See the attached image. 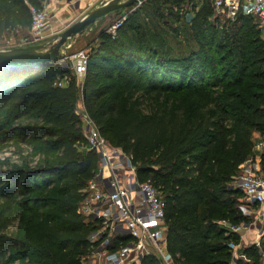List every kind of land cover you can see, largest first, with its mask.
Masks as SVG:
<instances>
[{
  "label": "trees",
  "instance_id": "16d2710c",
  "mask_svg": "<svg viewBox=\"0 0 264 264\" xmlns=\"http://www.w3.org/2000/svg\"><path fill=\"white\" fill-rule=\"evenodd\" d=\"M45 0H0V35L29 28L30 6ZM134 4V3H133ZM112 37L101 28L78 85L57 62L0 63V264H80L93 226L77 207L99 157L87 147L75 111L83 105L111 144L133 154L141 179L165 200L167 248L177 264H252L234 256L233 233L215 222L242 216L229 174L264 134V37L240 9L229 31L209 0H144ZM181 20L187 46L173 44ZM129 22L132 35H118ZM109 25H107L108 27ZM70 71L65 85L57 79ZM262 158L264 152L261 153ZM257 264L254 244L239 250ZM141 264H160L146 254Z\"/></svg>",
  "mask_w": 264,
  "mask_h": 264
},
{
  "label": "built area",
  "instance_id": "2783aa9c",
  "mask_svg": "<svg viewBox=\"0 0 264 264\" xmlns=\"http://www.w3.org/2000/svg\"><path fill=\"white\" fill-rule=\"evenodd\" d=\"M209 1L213 15L229 21L235 19L243 8L252 13L264 29V0ZM30 12V31L37 34L44 28L47 10L44 6H30ZM124 17L108 27L112 37ZM87 60L88 51L84 48L71 53V73L82 76ZM69 79V74L64 73L57 79V84L65 85ZM79 106L81 110L75 108V111L82 119L87 147L95 150L99 157L97 169L88 179L86 193L77 207L86 223L93 226L88 234L90 250L81 256L80 264H141L146 254L154 255L160 264H177L175 256L167 248L165 200L161 191L149 178L138 176L132 153L111 144L100 133L96 122L86 112L82 97ZM236 186L247 201V205L241 208L244 215L252 214L257 219L259 214L251 212L248 205L264 206V171L246 168L237 179ZM218 224L229 233L240 234L246 228L243 222L234 223L227 219L220 220ZM239 244L231 239L227 242L233 253ZM255 244H258V239Z\"/></svg>",
  "mask_w": 264,
  "mask_h": 264
},
{
  "label": "rangeland",
  "instance_id": "374dc122",
  "mask_svg": "<svg viewBox=\"0 0 264 264\" xmlns=\"http://www.w3.org/2000/svg\"><path fill=\"white\" fill-rule=\"evenodd\" d=\"M68 1H62V0H45L44 7L47 10V20L44 25V28L37 34H33L30 31L29 28H20L15 27L10 30H6L0 35V48L5 47H16V46H26L31 44H44L49 45L51 42L57 40L59 33L63 31L66 27H68L73 22L77 21L86 11H88L91 7L98 5L99 0H72L71 2ZM144 0H141L140 3H137L136 0L125 6L118 8L116 10H113L105 15H102L98 17L82 34H78L75 37L67 40L68 44L71 43V45L66 48L63 44L59 49V56L57 57V62L60 63L59 65L64 66L65 68H68V63H70V54L74 51L84 48L87 51L96 45L98 40V33L101 28L105 30L108 29L109 26H112L117 20H120L123 16L126 18V15H130L131 13V20L130 22H138L136 19L137 14L141 13V10L137 7H139ZM77 2V6H76ZM136 2V3H135ZM71 3V5L69 4ZM122 19V21L124 20ZM140 22L143 20H146V16H143V13L139 15ZM121 21V22H122ZM168 23L170 26L174 28V30H178V33L176 34L175 40L173 41V44L180 45V46H187L190 41L184 40L183 36V22L181 20H174V19H168ZM107 25H109L107 27ZM217 25L219 28H222L226 31H229L230 29V23L224 22L223 19L219 18L217 20ZM260 30L261 37H264V29L260 27L259 25L256 26ZM118 35H132L131 28L129 27V22L124 23L119 31ZM66 41V42H67ZM62 49H64V53L61 54ZM59 60V61H58ZM70 71H67L65 73L70 74ZM76 79L78 85L80 84L82 80V76L73 75ZM77 103L75 105V108L80 111V97H81V91H78L77 95ZM81 125L84 132V126L81 119ZM85 134V132H84ZM253 152L250 154L240 165L239 168H237L235 171H232V173L229 174V179L227 181V187L228 188H234L238 190L237 193L231 194L232 197L236 198V206L238 207L239 212H241L242 216H245L246 219L242 220L240 222H243L244 225H246V228L242 229L240 231V234L233 233L236 237H233V241L240 243L238 249L235 251L234 256L238 257L241 256L244 258V260H249L253 264V261L250 257H244L242 253H240L239 250H243V248H249L250 246H253V244L258 247V260L257 264H264V218H259L261 216V212L264 214V206L250 204V210L251 212H257L259 213V219H254L252 214L244 215L242 207L247 205V201L242 194V192L237 188L236 181L239 178V176L245 171L246 168H250L254 171H264V157L262 158V152H264V134L261 132L253 131ZM5 158H8L11 162H17L20 159L19 153L16 151L14 145H4L2 148H0V160L6 161ZM250 165V166H249ZM101 186V184H100ZM225 218H217L215 219V222H220V220ZM258 226L260 227V230H257ZM258 239V244H255V240ZM234 251H232L233 253ZM232 264V263H231Z\"/></svg>",
  "mask_w": 264,
  "mask_h": 264
},
{
  "label": "water",
  "instance_id": "95a60500",
  "mask_svg": "<svg viewBox=\"0 0 264 264\" xmlns=\"http://www.w3.org/2000/svg\"><path fill=\"white\" fill-rule=\"evenodd\" d=\"M134 1L101 0V3L91 7L77 21L61 31L57 40L51 42L48 46L44 44H31L0 48V63L50 62L59 56V49L63 44L68 42L67 40L84 33L98 17L118 8L125 7Z\"/></svg>",
  "mask_w": 264,
  "mask_h": 264
},
{
  "label": "crops",
  "instance_id": "0c3cea01",
  "mask_svg": "<svg viewBox=\"0 0 264 264\" xmlns=\"http://www.w3.org/2000/svg\"><path fill=\"white\" fill-rule=\"evenodd\" d=\"M99 3H101V0H99L98 4H99ZM76 6H77V4H76ZM70 45H71V43H69V45L66 44L65 47L68 48ZM64 51H65V50L62 49L61 54H63ZM256 213H257V212H256ZM258 214H259V213H258ZM259 215H260V214H259ZM259 218H264V214H263L262 212H261V216H260ZM259 218H258V219H259ZM258 227H259V226H258ZM261 227H262V226H261ZM262 228H263V227H262Z\"/></svg>",
  "mask_w": 264,
  "mask_h": 264
}]
</instances>
